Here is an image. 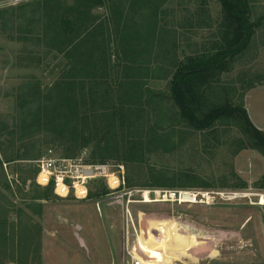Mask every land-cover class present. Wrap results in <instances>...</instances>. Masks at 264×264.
<instances>
[{
    "label": "rangeland",
    "instance_id": "rangeland-1",
    "mask_svg": "<svg viewBox=\"0 0 264 264\" xmlns=\"http://www.w3.org/2000/svg\"><path fill=\"white\" fill-rule=\"evenodd\" d=\"M33 1L39 0H0V8L18 7ZM168 8L172 10L167 16L172 25L169 29L176 30V49L173 43L171 45L179 58H187L191 53L214 52L220 41L223 17L218 0H169ZM252 8L253 17L260 16L264 13V0H252ZM6 28L7 33H12L11 25ZM42 45L35 41L14 40L0 31V155L3 157L5 152L14 156V160L4 163L11 191L0 187V192L15 204L9 208L7 230L16 227L21 232L22 226H33L34 239L29 248L32 253L28 262L22 264H136L140 261L142 264H264V206L257 204L260 203L258 196L202 204L179 203L166 193L221 190L264 193V157L255 149H240L243 133L230 125L216 131H197L184 126V134L177 133L169 145L163 147L168 151L147 152L144 160L138 163L130 162L122 154L105 161L92 159L97 141L94 139L72 158L83 157L90 163L124 164L127 189L138 190L131 197L134 202L128 204L127 195L115 198L103 183H98L91 187L87 199L63 198L52 192L47 199L35 200L34 208L41 204L42 214L25 208L30 219L23 215L22 221L16 223V210L25 207L31 196L46 188L35 181V160L49 149L68 157L65 146L45 134L31 139L29 150L21 146L20 141L12 145L13 138L8 135L11 130H17L21 120L20 87L34 80L26 77L34 76L48 92L60 75L61 66L57 64L63 57L54 59L56 51L46 55ZM27 50L33 53H26ZM213 81L214 86L231 88L228 94L233 97L232 104L239 103L240 96L244 95V105L250 116L264 129V25L257 28L251 45L238 56L232 68L218 74ZM149 84L157 90L167 88L163 80H152ZM23 152L31 157L17 159ZM180 171H184V187H170L173 174ZM203 183L206 185L201 186ZM144 193H148L149 202ZM4 217L0 215V221ZM160 222L166 224L165 229L153 227ZM39 227L40 261L34 252ZM195 234L199 244L193 248L184 247L180 255L171 260L167 256L155 261L159 251L153 250L154 246H161L160 252L168 249L166 251L172 253V247L164 246L169 238L179 246ZM151 238L158 243L154 245ZM200 240L203 241L200 243ZM6 243L0 246V264H18L19 254Z\"/></svg>",
    "mask_w": 264,
    "mask_h": 264
},
{
    "label": "trees",
    "instance_id": "trees-1",
    "mask_svg": "<svg viewBox=\"0 0 264 264\" xmlns=\"http://www.w3.org/2000/svg\"><path fill=\"white\" fill-rule=\"evenodd\" d=\"M218 1L223 10L220 41L214 52L191 53L187 58H179L172 49L176 30L169 29V0H39L0 8V31L14 40L43 44L46 55L57 52L54 59L63 57L57 64L60 75L48 92L34 76H27L34 80L20 87L21 120L17 130L8 133L12 145L20 141L29 150V141L45 134L74 157L96 139L92 159L105 161L122 154L138 163L147 152L168 151L163 147L177 133L184 134V126L205 131L230 125L243 133L240 149L252 148L264 157V131L251 121L244 95L232 104L231 88L214 86L213 81L249 48L257 28L264 25V13L253 17L252 0ZM9 25L12 33H7ZM152 80L166 81V90L152 88ZM13 157L0 155V187L8 192L11 181L4 163ZM28 157L26 152L17 155V159ZM172 178L170 187H184V171ZM52 192L48 186L31 196L25 207L16 210V223L23 215L31 217L25 208L41 215L42 206L34 208V201L47 199ZM10 206L14 202L0 192V215H5L0 221V246L9 242L22 264L32 253L33 226H22L21 232L16 227L7 230ZM36 238L34 252L40 261V227Z\"/></svg>",
    "mask_w": 264,
    "mask_h": 264
},
{
    "label": "built area",
    "instance_id": "built-area-1",
    "mask_svg": "<svg viewBox=\"0 0 264 264\" xmlns=\"http://www.w3.org/2000/svg\"><path fill=\"white\" fill-rule=\"evenodd\" d=\"M35 163L37 166L35 177L37 184L44 187L52 186L53 192L59 197L71 196L80 200L87 199L90 196L91 187L103 183L109 189L110 194L115 195V198L129 196V204L134 202L131 197L138 191L127 189L125 165L121 163H90L85 161L83 157L60 156L53 149H49L36 159ZM148 193H144V195L146 196ZM166 193L179 203L202 204H209L214 201H233L254 195L260 199V203L257 204L264 206V193L250 194L234 190L216 192L166 191ZM130 220L133 223L131 215Z\"/></svg>",
    "mask_w": 264,
    "mask_h": 264
},
{
    "label": "bare ground",
    "instance_id": "bare-ground-1",
    "mask_svg": "<svg viewBox=\"0 0 264 264\" xmlns=\"http://www.w3.org/2000/svg\"><path fill=\"white\" fill-rule=\"evenodd\" d=\"M146 201L147 202H149L150 201V198H149V196H148V194H146ZM166 224L165 223H161L160 222V224H158V225H153V227H157V228H162V229H165L166 227H164ZM183 228H185V227H183ZM187 228V227H186ZM189 231V230H188ZM182 233V232H181ZM188 233V232H187ZM164 234V233H163ZM168 234V233H167ZM194 234V233H193ZM189 235H191L190 233H189ZM196 235V234H195ZM195 235H193V236H190V237H188L187 239H185L184 241H182V242H184V244H179V246H176V244L175 243H173V240L171 239V238H169V240H168V243H165L164 244V246L166 247V248H168V245L170 246V247H172L173 249H172V253H170L169 251H166V250H168V249H165V250H162L161 252H160V250L158 249L159 247H161V246H159L158 248H156L155 246L153 247V250H157V251H159V254L156 256V258H155V261L156 260H161L163 257H167L168 256V258H170V260H171V258L173 259L174 257H178V255H180V253H181V251L182 250H184V247H191V248H193L195 245H197V244H199L198 243V240H197V235H196V237H195ZM161 236V235H160ZM172 236V235H171ZM167 237V236H166ZM204 237V236H203ZM157 238H159V237H157ZM165 239V238H164ZM163 239V240H164ZM209 240V239H208ZM147 241H149V240H147ZM147 241H145V242H143V243H146ZM150 241L151 242H153V244L155 245V243H158L157 242V239H154V238H151L150 239ZM176 241V240H175ZM201 241H203V240H200V243H201ZM161 243H162V241H160ZM179 242H180V240H179ZM139 243L141 244V242H140V240H139ZM173 244V245H172ZM172 245V246H171ZM159 255H161V257H159ZM149 256V255H148ZM153 256H155V254L153 255ZM142 257V256H141ZM151 258H152V256H151ZM139 264H142L141 263V261L139 262Z\"/></svg>",
    "mask_w": 264,
    "mask_h": 264
},
{
    "label": "crops",
    "instance_id": "crops-1",
    "mask_svg": "<svg viewBox=\"0 0 264 264\" xmlns=\"http://www.w3.org/2000/svg\"><path fill=\"white\" fill-rule=\"evenodd\" d=\"M246 109H247V107H246ZM247 111H248V109H247ZM248 114H249V111H248ZM249 117H250L251 121L254 123V125H255L258 129L264 131V129H263L261 126H259V124L256 123V122L252 119V117L250 116V114H249Z\"/></svg>",
    "mask_w": 264,
    "mask_h": 264
}]
</instances>
